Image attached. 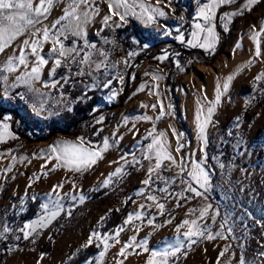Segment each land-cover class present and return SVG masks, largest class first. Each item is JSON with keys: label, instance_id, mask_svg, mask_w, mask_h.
Returning <instances> with one entry per match:
<instances>
[{"label": "rangeland", "instance_id": "1", "mask_svg": "<svg viewBox=\"0 0 264 264\" xmlns=\"http://www.w3.org/2000/svg\"><path fill=\"white\" fill-rule=\"evenodd\" d=\"M242 2L243 0H236L235 4L225 5L217 10L216 25L219 42L215 50H203L205 52L203 61L189 59L188 61L192 63L187 61V71L176 74L173 88L176 99H173L165 89L164 76L167 67L160 65L153 58L156 59L165 53L169 54L168 48L174 44L194 49L176 38L177 29L184 20H188L187 18L184 17L183 21H179L177 19L179 16L175 15L170 21L165 20L163 22L165 27L159 30L158 46L154 47L150 54H141L138 57L134 55L128 58L127 66L121 63L116 67H111V65L127 57V54L114 51L113 37L109 33L97 35L102 27H99L100 21L88 26V40L94 43L97 49L108 53L105 64L109 67L102 66L97 71L94 63L91 67L82 65L80 67L84 69L85 75H72L70 91L59 85L56 88H45L37 83L35 87L39 88L43 95L28 93L26 97L29 108H33V104L37 107L40 104L44 106V111L39 114L35 110L32 113L48 118L68 106L72 107L74 98L84 95L91 88L85 90L84 85H92L94 82L98 85L102 98L99 99L98 105L95 106L96 111L92 112L91 117L94 122L100 116H104L105 119L101 123H96L100 138L93 141V147L102 146L105 137L109 138L111 147L103 154V159L98 160L95 165L82 173L69 172L60 167L50 171L56 161L48 160L50 154L47 151L41 153V150H47L49 145L54 144L58 139L75 140L82 136L81 133L75 129L73 132H64L59 128H54L49 135L43 138L28 139L19 135L15 130L13 113L3 110L1 118L6 114L12 117L9 121L10 130L16 138L7 139L5 144L0 146V158L3 161V170H0V226L7 224L12 229L0 237L8 241L0 264H37L38 260L40 264H71V258L83 249L81 246L87 242L92 231L114 237L117 227L123 225L129 213L136 211L144 212L143 220L134 219L130 225L124 226V230L119 235L120 243H116L114 238L109 239L110 246L102 261L94 259L103 250L102 245L100 248L96 247V243H99L96 241L93 246L97 250L83 259L80 264H85V261L90 259L93 260V264H117V261H123V264H145L150 252L145 253L140 248H136V242L129 241V238L136 236L137 241L147 239L150 250H159L162 247L160 241L164 238H169V241L175 239L176 226L182 224L185 219H197L202 228L207 225L212 234L222 232L223 237L227 239L221 236L213 240L201 237L197 238V243L190 247L185 241V247L176 258L170 259V264H229V261L231 264H239L241 256L245 258L246 264H264V257L260 256V253H264V80L259 82L254 80L257 74L264 72V34L258 37L261 43V57L253 55L256 41L250 38L252 41L248 44L250 39L246 38L249 35H245V29L248 26L256 25L259 28L264 24V0L254 5L251 11H245L243 15L233 17L230 22L220 19L224 12L235 11ZM102 5L104 4L100 0L101 11L103 10ZM188 5L190 8L189 22L192 25L197 11V0H188ZM64 6H66L65 0H61L45 23H49L53 18L51 16L55 14L60 16ZM225 24H227V31L222 27ZM111 28L116 27L112 25ZM171 39L175 42L173 43ZM66 43L70 45L72 40ZM237 43L241 47L233 54ZM48 47V45L45 46V52ZM8 51L10 52L11 49ZM90 51L93 61L99 62L104 59L95 50ZM243 55L247 59L238 67L239 69H236V72L231 74L234 75V79L230 88L228 92L223 93L221 103L217 105V110L213 113L212 123L206 129L207 145H205L198 137V130L191 128L189 108L193 107L196 118L198 100L205 106L215 100L216 84L218 81L221 83L224 81V74L222 71L215 74L211 67L219 64L222 69L226 68L233 57L240 56L237 58L245 59ZM222 57L225 59H221ZM250 59L253 63L248 65L247 62ZM201 67H205V71ZM77 70L78 67L73 65L72 73L74 74ZM125 73H128L127 80L121 83L119 76L124 77ZM154 73L161 75L162 79L153 81L152 74ZM63 75H65V69L55 79ZM185 77H188L187 85L183 83ZM52 79L48 76V68H45L42 80L50 83ZM109 79L112 83L108 88H104L103 83ZM61 84L64 82L61 81ZM156 84L159 85L160 95H150V91L155 93L154 85ZM141 85L144 88L138 91ZM3 88L4 85L0 84V93H3ZM21 88L23 92L27 91L25 86L22 85ZM113 92L116 93L114 97ZM73 94H76L75 97ZM205 94L208 97L207 100L203 99ZM0 97L2 99L5 96L0 95ZM158 100H163L166 111L168 104L173 105L174 114L166 115L160 120L136 119L144 115L152 117L158 115L159 107L151 108V105L157 103ZM142 103L148 107H142ZM238 116L241 118L239 126L235 119ZM125 118H127V124L124 122ZM177 119L182 121L185 127L179 128L176 123ZM168 122L177 132L184 133L182 142L185 147L177 155H184L186 164L189 163V159L199 160L203 156L201 148H204L207 153L205 167L210 171L212 187L205 192L206 199L195 197L189 192L185 194V199H179L180 206H177V194L186 187L180 181L187 177L177 176L178 169L174 166L171 170H162V175L169 180L167 185L163 181H156L149 186L141 183L147 178L146 169L150 163L143 159L147 144L151 142V138L145 139V137L152 130L153 125L157 131H162L163 126ZM133 124L138 129L135 135L129 130L132 129ZM40 132L43 133L42 130ZM113 132L117 133L116 137H113ZM120 136L123 138L119 139ZM175 147L174 137L173 149ZM130 153H135L141 163L125 164L120 159L124 156L131 161ZM13 157L16 159L13 160ZM111 161L117 163H110ZM221 163L225 165L224 168H220ZM9 165H11V170L7 171ZM41 165L45 167L42 169ZM121 165H123V173L113 177L110 184L103 185V180L108 174ZM44 172L48 174L43 175ZM33 174L41 178L36 180ZM172 177H176L175 182H172ZM72 180L76 182L75 194L77 196L83 194L86 197L84 202L81 203L79 199L73 201L70 195L64 197L61 200V203H66L64 211L47 228L39 230L38 235L33 234L28 240H24L18 229L41 214L42 210L39 205L47 201L45 194L51 191L54 184L61 182L64 183V187L58 191L62 196L64 193H73ZM30 182L31 187L29 188L27 186ZM165 186L168 189L167 193L158 190ZM141 188H145V192L138 194ZM201 191L204 190L201 189ZM33 194L37 195L35 201L30 198ZM148 194H155L160 202L165 204L163 215L159 214V209L155 206L148 207L153 203L146 199ZM126 203H128L127 211L121 221L110 228H104L109 210ZM140 204H144L145 209L141 210ZM206 204H211L213 209L219 210L215 221L210 218L215 214L211 210L207 218L198 219L199 210ZM30 206H33L34 212L29 217L21 219V213L27 211ZM190 209H196V211L190 212ZM68 211H71V216L67 215ZM101 217L105 219L101 220ZM153 217L154 224H148V219ZM168 220H171V223H167ZM221 223L225 225L223 229L220 227ZM155 225L162 226L156 228ZM137 227L140 229L139 232L136 231ZM229 228L231 232L228 231ZM186 230L187 226L182 228V231ZM16 236H20L21 239L17 240ZM49 236H52L51 245L47 251H44L41 248ZM181 239L184 238L181 236ZM125 241H129L131 246L126 249L124 255H118ZM226 246H229L228 251L224 256H219ZM184 252H187V255H184ZM41 253L46 254L42 260H40Z\"/></svg>", "mask_w": 264, "mask_h": 264}, {"label": "snow or ice", "instance_id": "2", "mask_svg": "<svg viewBox=\"0 0 264 264\" xmlns=\"http://www.w3.org/2000/svg\"><path fill=\"white\" fill-rule=\"evenodd\" d=\"M105 2L107 3L108 12L104 14L100 20L102 28L98 30L97 35H99V32L103 31L104 28L112 27V24L109 23L110 21H112L115 27H122L128 22L127 18L130 15L137 17L145 24L156 23L158 17H165L168 15L165 8L171 7V0H156V6L148 5L144 0H105ZM259 2L260 0H243L240 7L232 12H224L220 19H225L230 22L233 17L243 15L245 11H251L253 6ZM60 3L61 0H0V56H3V59H0V84L4 85L3 93H0V95L11 97L12 92L23 85L26 87L27 91L16 92L15 95L21 99H25L28 93H40L39 88L35 87L37 83L42 84L45 88H56L58 85L62 88L63 84H61V81L67 83L72 78V75L84 76L85 71L80 67L82 65H89L91 67L94 63L97 71L100 70L102 66L105 68L109 67V65L105 64V60L108 59V53L97 49L96 45L88 40V26L93 23L95 17L99 16L101 12L99 7L100 0H65L66 6L61 9V15L50 23H45L48 21L50 13ZM235 3L236 0H197V11L195 12V20L192 24L193 30L190 33L191 38L185 41V34L179 29H177L178 35L176 38L181 42H186L187 45L193 48L199 47L206 50H215L219 42V36L216 30L217 10L222 6L233 5ZM137 7L140 9L139 12L136 11ZM171 11L174 12L175 10L171 9ZM114 17L118 19L114 20ZM177 19L183 21L184 16L181 15L177 17ZM224 30H228L227 24L224 25ZM249 32L251 33V38L256 41L253 55L255 57H261V43L258 37L264 34V24L259 28H257L256 25H251ZM166 34L170 33L166 32ZM70 38L72 43L69 45L66 41ZM105 41L107 42L106 38ZM136 43L139 42L137 41ZM46 45L49 46L47 52H45ZM142 47L148 48V45L144 44ZM240 47L241 45L237 43L233 49V54L235 50ZM9 49H11L10 52L8 51ZM90 50H95L98 55L104 57V59L99 62L93 61L92 52ZM135 54L136 53L129 51L127 57L114 62L111 67H116L121 63L127 66L128 58ZM176 55L179 54L177 53ZM167 58L168 54L165 53L156 59L163 61ZM188 63H192V61H188ZM251 63H253V61L250 59L247 64L250 65ZM73 65L78 67V70L74 74L72 73ZM176 66L180 68L181 71H185L178 60L176 61ZM246 66L247 65H245V67ZM45 68H48V76L53 78L50 83L42 80V73ZM60 68L65 69V75L61 76L59 79H55L57 71ZM241 70H243V68ZM145 75H148V73H145ZM93 79L95 80V78ZM160 79H162L161 75L152 74L153 81H158ZM233 79L234 75H229L222 83L219 81L217 82L215 100L209 102L207 106L203 105L200 100L197 101L199 107L196 113V128L198 130V137L203 140L205 145H207L206 129L208 125L212 123L213 113L217 110V105L221 103L223 93L228 92ZM119 80L123 83L124 77L119 76ZM254 80L257 82L264 80V72L257 74ZM111 83L112 80L109 79L103 83V87L108 88ZM97 86L98 85L94 82L92 85H84V88L87 90L89 87ZM143 88L144 86L141 85L138 91L143 90ZM154 88L156 89L155 93L150 91L149 94L159 96V85H154ZM40 94L43 95V93ZM61 95L63 96V93H61ZM115 95L116 93L113 92L112 96L114 97ZM111 98L112 97H110V99ZM77 99L83 100L84 96L78 97ZM203 99H208L206 94L203 96ZM32 107L38 114L44 111L43 104H40L39 107L33 104ZM142 107H148V105L142 103ZM157 107H159L160 111L155 117L144 115L136 117V119L160 120L166 115L174 114L173 105L168 104L166 106V111L163 100H158L157 103L151 105L152 109H156ZM66 110L72 111V108L68 106ZM93 111H96V109H93ZM104 119V116H100L96 123H101ZM235 119L237 121V126H239L241 118L238 116ZM11 120L12 117L7 114L0 118V143L5 142L7 139L16 138L14 133L10 130L11 126L9 121ZM124 122L127 124V118H125ZM169 128L176 140L174 152L169 149L166 133L164 131H157L155 125H153L152 130L149 131L145 137V139L151 138V142L147 144L143 159L148 160L150 163L146 169L147 178L142 180L141 183L145 186H149L156 181H163L164 184L167 185L169 180L162 175V170H171L174 166L178 169L177 176L183 175L187 177V179H181L180 181L181 184H185L186 187L177 194V206H180L179 199H185V194L189 192L193 193L195 197H203L206 199L205 192L212 187L210 171L205 167V161L208 158L206 151L204 148H201L200 151L204 153L203 156L199 160L189 159V163L186 164V157L184 155H177L180 154L185 147V144L182 142L184 133L177 132L171 125H169ZM129 130L133 131L134 135L135 132L138 131L134 124L132 129ZM112 135L116 137L117 133L113 132ZM122 138V136L119 137V139ZM110 147L111 144L108 137L103 139L102 146L93 147L91 141L80 136L75 140L58 139L54 144L49 145L47 150H41V153L47 151L50 154L48 160L54 159L56 161L50 171H54L57 167H60L69 172L82 173L95 165L98 160L103 159V154L107 152ZM130 155H132L131 161H128L124 156H121L120 159L123 160L125 164L136 165L141 163L140 160L136 158L135 153H130ZM15 159L16 158L13 157V160ZM110 163L117 162L111 161ZM219 166L220 168L225 167L223 163ZM44 167L45 165H41L42 169ZM6 170L10 171L11 165H9ZM122 173L123 165L109 173L103 180V185L106 186L110 184L113 177ZM47 174V172L43 173V175ZM33 175L36 177V180L41 178L36 174ZM171 179L172 182H175L176 177H172ZM71 182L73 184V193L71 194L64 193L62 196L58 191V189L64 187L63 182L54 184L51 191L45 194L47 201L39 205V208L42 210L41 214H39L36 219L24 223L23 227L18 229V231L22 233L24 240H28L33 234L38 235L39 230L47 228L61 212L64 211V206L61 203L64 197L70 195L73 201L79 199L81 203L84 202L86 197L83 194L79 196L75 194V180ZM27 187H31V182ZM201 189L204 191H201ZM158 190L164 193L168 192L167 186L159 188ZM144 192L145 188L138 190V194ZM169 195L171 194L169 193ZM30 198L35 201L37 195L33 194ZM188 198L190 199L191 197ZM146 199L153 202L152 205H148V207L155 206L159 209V214H164L165 204L160 202L155 194H148ZM21 202L23 203V201ZM145 207L144 204L139 205L141 210L145 209ZM210 210L215 212V214L210 217L212 221H215L217 215H219V210L213 209L211 204H206L199 210L198 219L204 220L207 218ZM117 211H119V209H117ZM189 211L195 212L196 209H190ZM67 215L71 216V211H68ZM143 217V211L129 213L123 225L117 227L114 237L102 235L94 230L89 234L87 242L81 247L88 248L92 246L94 242L99 241V243H96V247L100 248L102 245L103 250L100 251L98 257L94 259L102 261L110 246L108 243L109 239L114 238L116 243H120L119 235L120 232L124 230V226L130 225L134 219L142 221ZM104 219L105 217H101V220ZM147 223L150 225L154 224V217L148 219ZM167 223H171V220H168ZM161 226L162 225H155L156 228ZM185 226H187V230L182 231V228ZM224 226V223H221L220 227L222 229ZM139 230V227H137L136 231L139 232ZM10 231H12V229L7 224L0 226V237H2L4 233ZM228 231L231 232V229L229 228ZM176 233L177 236L174 240L169 241V238H164L160 241L162 247L159 250H150L147 239L137 241V237L132 236L129 238V241L136 242L135 247L140 248L143 252H150L145 264H170V259L176 258L177 254L181 253V250L185 247V241H187V245L190 247L197 243V238L203 237L208 240H213L217 236L223 237L222 232L212 234L207 225H204L202 228L197 219L183 220L182 224L176 226ZM181 236L184 239H181ZM223 238L227 239V237ZM16 239L19 240L21 237L16 236ZM129 241L124 242V246L120 248L118 255H124L126 249L131 246ZM228 247L229 246H226L224 250L220 252L219 256H224L225 252L228 251ZM77 251H79V249H77ZM183 254L187 255V252ZM45 255V253H41L40 260H42ZM260 256L264 257V253H260ZM37 264H40L39 260ZM85 264H93V260H87ZM117 264H123V261H117ZM229 264H231V261H229ZM239 264H246L243 256L240 257Z\"/></svg>", "mask_w": 264, "mask_h": 264}, {"label": "trees", "instance_id": "3", "mask_svg": "<svg viewBox=\"0 0 264 264\" xmlns=\"http://www.w3.org/2000/svg\"><path fill=\"white\" fill-rule=\"evenodd\" d=\"M171 9H174L173 12L177 16L183 15L188 20H184V22L180 25L179 29L182 30L185 34V41L189 38L190 31L192 30V25L189 22L190 15H189V5L188 0L179 2L178 0H171ZM102 28V27H101ZM100 28V29H101ZM110 34L113 37V46L115 52H124L128 53L132 51L135 54V57L139 55H148L152 52L154 47L158 46L157 40L159 35L155 33L149 27L142 26L138 24L134 19L129 18L128 22L124 24L122 27L119 28H111L107 27L104 28L103 31L99 32V35ZM174 43V39H171ZM139 43H136V42ZM71 42V38L67 41ZM147 44L148 48H143L142 45ZM159 52V51H158ZM168 58L163 61H158L160 65L167 67V72L164 76V85L167 93L173 98L176 99V95L174 93V84L176 81V74H182L187 71V61L189 59L196 60V61H203V57L205 52L200 48L191 49L189 47L183 46L181 44L173 45L172 47L168 48ZM179 55H176V54ZM179 61L180 65L185 69V71H181L180 68L176 66V61ZM64 71V68H60L57 71V75L61 74ZM56 75V76H57ZM128 73L124 75V81L127 80ZM52 78V77H49ZM72 78L63 84L65 90L70 91V81ZM99 87H91L87 90V92L82 95L84 96L83 100H78L76 94H73L75 97L72 104V111H67L65 109L59 111L58 113L48 117L43 118L38 116L36 113H29L26 109V98L21 99L15 95L16 92H23L21 86L15 89L12 92L11 97L5 96L1 99L0 97V118L2 115L3 110H9L14 115V128L18 132L19 135L25 136L28 139L33 138H43L51 132L54 128H59L64 132H73L75 129L77 132L81 133V135L87 136V140L92 142L96 141L100 138V131L97 129V124L94 122L93 118L91 117V113L95 106L98 105L99 99L102 98L100 96ZM177 126L185 127L179 119H177ZM182 127V128H183ZM42 130L43 133L40 131ZM35 135V136H34ZM5 143H1L0 146L4 145ZM128 203L121 205L120 207H113L109 212L105 223L104 228H110L117 224L127 211ZM119 209V211H117ZM33 206L21 213V219H25L29 217L34 211ZM52 241V236H49L45 239L43 243L42 250L47 251L50 248ZM8 241L4 239H0V259L5 254V248L7 246ZM97 248L95 246H89L88 248H83L79 252L75 254L71 258V264H80V262L88 257L92 252L96 251Z\"/></svg>", "mask_w": 264, "mask_h": 264}, {"label": "crops", "instance_id": "4", "mask_svg": "<svg viewBox=\"0 0 264 264\" xmlns=\"http://www.w3.org/2000/svg\"><path fill=\"white\" fill-rule=\"evenodd\" d=\"M179 2H183V1H186V0H178ZM144 2L146 3V4H148V5H152V6H156V0H144ZM102 3L104 4V5H102V11L100 12V15L99 16H97V17H95V19H94V23L95 22H98V21H100L101 20V18H102V16L104 15V14H106L107 12H108V9H107V3L105 2V0H102ZM161 6H163V5H161ZM136 11L137 12H139L140 11V9H139V7H137L136 8ZM165 11L166 12H168V15L167 16H165V17H158V19H157V22L156 23H152V24H145L142 20H140V19H138L137 17H134V16H129L128 18H127V20L129 19V18H132V19H134L138 24H140V25H142V26H145V27H149L150 29H152L155 33H157L158 35H159V30L161 29V27H165V25H164V21L165 20H167V21H170L171 20V18H173L176 14H174L172 11H171V7L170 8H165ZM53 17V18H52ZM58 17V15L57 14H55V15H53V16H51V20H50V22L52 21V20H54V19H56ZM116 19H118V18H115L114 17V20H116ZM49 22V23H50ZM109 23H111L113 26H115L113 23H112V21H110ZM102 25H101V23H100V25H99V27H101ZM223 28H224V26H222ZM249 29H250V26H248L246 29H245V35L246 36H248V37H250L251 36V33L249 32ZM217 30V29H216ZM218 31V30H217ZM247 37V38H248ZM191 38V36H189V39ZM246 38V39H247ZM202 49V48H201ZM202 50H204V51H209V50H206V49H202ZM243 56H245V55H243ZM235 57H240V56H235ZM0 59H3V56H1L0 57ZM241 59V58H240ZM183 83H184V85L186 84H188V77H185L184 79H183ZM194 86H195V83H194ZM26 109H27V111L29 112V113H32V112H34L33 110V108H29V106H28V103H27V100H26ZM187 113V112H186ZM197 129V128H196ZM0 170L2 171L3 170V161H2V159L0 158Z\"/></svg>", "mask_w": 264, "mask_h": 264}, {"label": "bare ground", "instance_id": "5", "mask_svg": "<svg viewBox=\"0 0 264 264\" xmlns=\"http://www.w3.org/2000/svg\"><path fill=\"white\" fill-rule=\"evenodd\" d=\"M250 38L251 37H248L247 40H249ZM251 41H252V39H250L248 44H250ZM246 59H247L246 56H245V59L244 58L240 59V58H237V57L236 58L233 57L231 59V61H230V64L228 65V67L222 69L221 65L217 64L216 66L211 67V69L213 70V72H215V74L218 71H222L223 74H224V78L223 79L225 80L227 78V76H229V75L233 74L234 72H236V69L239 66H241V64H243L246 61ZM215 68H217V70H215ZM202 70L205 71V67H203ZM209 78H211V77H209ZM212 78H214V77H212ZM188 112H189V117H190L189 121H190L191 128H192V130H195L196 129V118L194 117L195 112L193 110V107H190ZM169 125H170L169 122H168V124H165L163 126V128H162V131H164L166 133V139L169 142V149L173 150V152H174V149H173L174 136L171 133V129L169 128Z\"/></svg>", "mask_w": 264, "mask_h": 264}, {"label": "water", "instance_id": "6", "mask_svg": "<svg viewBox=\"0 0 264 264\" xmlns=\"http://www.w3.org/2000/svg\"><path fill=\"white\" fill-rule=\"evenodd\" d=\"M2 112H3V111H2ZM91 114H92V113H91ZM62 204H63V206H64V208H65V205H66V203H65V202H63ZM61 213H62V212H61Z\"/></svg>", "mask_w": 264, "mask_h": 264}, {"label": "built area", "instance_id": "7", "mask_svg": "<svg viewBox=\"0 0 264 264\" xmlns=\"http://www.w3.org/2000/svg\"><path fill=\"white\" fill-rule=\"evenodd\" d=\"M221 59H223V60H224L225 58H224V57H222Z\"/></svg>", "mask_w": 264, "mask_h": 264}]
</instances>
